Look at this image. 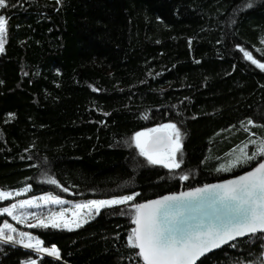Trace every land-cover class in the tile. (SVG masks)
<instances>
[{
	"label": "trees",
	"instance_id": "1",
	"mask_svg": "<svg viewBox=\"0 0 264 264\" xmlns=\"http://www.w3.org/2000/svg\"><path fill=\"white\" fill-rule=\"evenodd\" d=\"M248 2L8 0L0 9L8 19L0 54V191H25V199L51 193L67 203L138 193L131 205L259 163L217 171L234 148L264 138V70L244 56L264 64V0L243 7ZM168 123L182 132L183 163L175 170L149 164L133 139ZM122 209L102 208L73 231L24 227L44 247L55 245L60 259L0 244V264H142L127 247L133 224ZM260 236L197 264H261Z\"/></svg>",
	"mask_w": 264,
	"mask_h": 264
},
{
	"label": "snow or ice",
	"instance_id": "2",
	"mask_svg": "<svg viewBox=\"0 0 264 264\" xmlns=\"http://www.w3.org/2000/svg\"><path fill=\"white\" fill-rule=\"evenodd\" d=\"M56 2L60 3L61 0ZM10 6L8 0H0V9ZM243 7H252L250 0ZM7 36L8 19L0 15V54L5 51ZM244 56L252 64L264 70V64L258 63L247 51L244 52ZM248 123L251 124L252 121ZM149 132L165 133L156 137L155 142L166 145L167 151L163 154L157 153L148 140L142 139L147 133L138 132L133 139L139 154L144 156L149 164H162L170 170L179 169L183 163V153L182 132L177 124H163L160 128L150 129ZM249 144L253 147L251 152H249ZM228 155L230 159L220 164L217 168L218 172L231 171L237 166L256 161L258 157L262 159L251 171L236 179L205 185L178 195H166L131 205L129 202L134 200L135 196L127 195L88 201L76 204L74 208L95 209L96 214H99L102 208L129 205L127 209L121 210L123 215L131 213V223L134 225L127 237V247L138 250L135 255L142 264H197L205 253L220 248L238 237L261 234L260 238L264 239V138L250 139L243 146L234 148ZM177 175L181 180L189 178L188 175ZM47 183L55 185L57 181L49 179ZM21 194L19 191L15 193L0 191V201ZM65 203L67 201L49 193L4 207L0 209V215L10 216L17 224L29 228L73 231L82 224L65 218L69 209L43 211L48 205ZM26 209L41 211L39 213L19 211L17 214L18 210ZM77 215L79 211L73 213V216ZM29 216L35 220V223H27ZM43 243L41 239L28 232L18 231L8 222L0 226V244L19 245L24 249L60 259V252L55 245L49 248L44 247ZM27 264H37V262L29 259ZM261 264H264V261H261Z\"/></svg>",
	"mask_w": 264,
	"mask_h": 264
},
{
	"label": "rangeland",
	"instance_id": "3",
	"mask_svg": "<svg viewBox=\"0 0 264 264\" xmlns=\"http://www.w3.org/2000/svg\"><path fill=\"white\" fill-rule=\"evenodd\" d=\"M154 128H160V126H156V127L150 128V129H154ZM150 129H148V130H144V131H140V132H145V133H147V135H146L145 137H143L142 139L148 140L149 135L152 134V132H149ZM134 144H135V140H134ZM135 147H136V146H135ZM136 149H137V148H136ZM251 150H252V149H251ZM137 151H138V153H139V149H137ZM166 151H167V150L162 151V152H157V153L163 154V153H165ZM142 157L145 158L144 156H142ZM145 159H146V158H145ZM228 159H230L229 155H228V157H227L226 160H228ZM146 160H147V159H146ZM147 162H148V161H147ZM152 165H153V164H152ZM155 165L163 166L162 164H155ZM163 167H164V166H163ZM165 168H166V167H165ZM167 169H169V168H167ZM16 192H17V191H16ZM19 192L22 193L20 196H15V195H13V196H12L11 198H9V199H6V200H2V201H0V203H2V202H4V201H11V200H12L13 202H12L11 204H13V203H16V202H18V201H20V200H24L25 198H20V197H22L23 195H25L26 192H25V191H19ZM11 193H15V192H11ZM134 196H135V195H134ZM87 202H88V201H87ZM130 202H131V201H130ZM130 202H129V203H130ZM83 203H86V202H82V203H65L64 205H48L46 208H49V207H51V206H58V208H57L56 211H59L61 208L69 209V211L66 212V214H65V218H66V219H69V220H76V221H79L81 224H85L84 221L89 222V221L93 220V219L97 216V214H96L95 209H91V210H89V209H80V210H77V209L74 208V205H76V204H83ZM11 204H10V205H11ZM10 205H9V206H10ZM115 206H117V205H115ZM119 206H122L123 209H127V208L129 207V205H119ZM7 207H8V206H7ZM36 210H38V209L18 210V213H17V214H19V211H27V212H29V213H33V212H35V213H39V212H37ZM100 210H101V209H100ZM77 211H79V215H77V216H73V213H74V212H77ZM89 213H91V214H89ZM0 216H5V217H7V219H4V222H8V223L12 224V226L15 227L18 231L26 232L25 230H23V228L26 227L25 225H23V224H17L16 221L13 220L10 216H7V215H0ZM125 216H126L127 219L129 220V222H131V213H129L128 215H125ZM4 222H3V223H4ZM3 223H1L0 226H2ZM27 223H35V220H33L31 216H29V219H28ZM26 228H29V227H26ZM13 235H15V233H14ZM16 246L21 247V246H19V245H16ZM21 248H23V247H21ZM49 248H50V247H49ZM23 249H24V248H23ZM26 250L32 251V250H30V249H26ZM33 253H35V254H37V255H40V256H48V255H45L44 253H36V252H33ZM48 257H51V258L53 257V258H55L54 256H48ZM27 262H28V261H25L24 264H27Z\"/></svg>",
	"mask_w": 264,
	"mask_h": 264
},
{
	"label": "water",
	"instance_id": "4",
	"mask_svg": "<svg viewBox=\"0 0 264 264\" xmlns=\"http://www.w3.org/2000/svg\"><path fill=\"white\" fill-rule=\"evenodd\" d=\"M164 134H165L164 132H155V133L150 134L149 137H148V141L150 142V144L152 145V147L155 149L156 152H162V151L167 150V146H166V145H164V144H160V143H156V142H155L156 137L163 136ZM256 165H257V164H255L253 167H251V168L248 169L247 171H245V172H243V173H241V174H239V175H236V176H234V177H230V178H227V179H224V180H221V181H217V182H213V183L204 184V185H201V186H198V187H195V188H192V189L184 190V191L172 192V193H169V194H166V195H178V194H180V193H182V192L192 191V190H194V189H196V188H202V187L205 186V185L224 183V182H226V181L236 179V178H238L239 176H241V175H243V174H245V173L251 171L254 167H256ZM166 195H163V196H166ZM163 196H160V197H157V198H154V199H150V200H147V201H151V200L159 199V198H161V197H163ZM145 202H146V201H145ZM133 227H134V225H133ZM247 237H250V236H242V237H238L236 240H234V241H230L228 244L222 245L220 248H216V249H213V250L210 251V252L205 253L204 256L200 257V259L197 261V263H198L202 258H204V257H206V256H208V255H210V254H212V253H214V252H216V251L222 249L223 247L228 246V245H230L231 243H233V242H235V241L245 239V238H247ZM137 251H138V250H137ZM31 252H33V251H31ZM53 259H56V258H53Z\"/></svg>",
	"mask_w": 264,
	"mask_h": 264
}]
</instances>
